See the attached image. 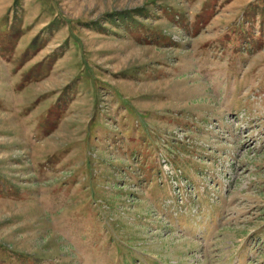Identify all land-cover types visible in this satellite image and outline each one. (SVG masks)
<instances>
[{
    "label": "rangeland",
    "instance_id": "374dc122",
    "mask_svg": "<svg viewBox=\"0 0 264 264\" xmlns=\"http://www.w3.org/2000/svg\"><path fill=\"white\" fill-rule=\"evenodd\" d=\"M0 264H264V0H0Z\"/></svg>",
    "mask_w": 264,
    "mask_h": 264
}]
</instances>
